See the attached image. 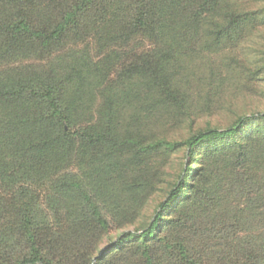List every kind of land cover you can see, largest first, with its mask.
Masks as SVG:
<instances>
[{"label": "trees", "instance_id": "obj_1", "mask_svg": "<svg viewBox=\"0 0 264 264\" xmlns=\"http://www.w3.org/2000/svg\"><path fill=\"white\" fill-rule=\"evenodd\" d=\"M215 2L0 0V264H264V174L242 147L223 159L225 174H212L202 185L194 173L188 188L183 180L175 183L145 227L119 233L105 248L104 214L80 180L66 175L90 146L110 141L108 131L76 128L87 109L82 88L95 84L99 64L108 58L122 63L134 52L140 60L132 70L163 79L172 53ZM220 20L206 26L216 36L238 28L237 18ZM247 119L200 130L185 144L230 135ZM175 145L158 139L138 148ZM47 184L78 202L44 198ZM187 189L183 205L165 219Z\"/></svg>", "mask_w": 264, "mask_h": 264}, {"label": "rangeland", "instance_id": "obj_2", "mask_svg": "<svg viewBox=\"0 0 264 264\" xmlns=\"http://www.w3.org/2000/svg\"><path fill=\"white\" fill-rule=\"evenodd\" d=\"M207 16L172 53L163 67L164 80L132 70L140 60L133 52L122 63L103 60L95 84L82 88L87 109L76 128L95 127L111 136L109 142L90 146L66 175L80 180L107 220L101 248L113 245L123 231L145 227L180 180L188 188L194 173H200L198 184L212 174H225L223 159L240 147L253 157L257 174H264V0H216ZM222 16L237 18L238 28L216 36L207 24ZM90 54L93 61L99 59L95 49ZM240 116L249 119L236 132L192 147L185 144L200 130L231 127ZM158 139L176 145L145 152L138 148ZM44 187V198L58 196L70 206L78 202L76 197L64 199L67 192L55 193L50 184ZM189 190L171 202L165 219L174 216L173 207L183 205Z\"/></svg>", "mask_w": 264, "mask_h": 264}]
</instances>
